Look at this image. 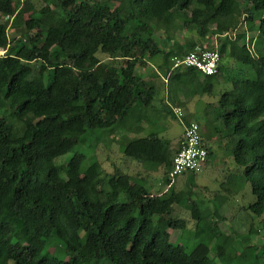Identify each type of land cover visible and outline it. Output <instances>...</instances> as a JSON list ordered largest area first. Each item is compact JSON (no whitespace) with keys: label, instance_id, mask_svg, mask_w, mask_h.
<instances>
[{"label":"trees","instance_id":"1","mask_svg":"<svg viewBox=\"0 0 264 264\" xmlns=\"http://www.w3.org/2000/svg\"><path fill=\"white\" fill-rule=\"evenodd\" d=\"M40 1L38 9L31 0H0V264H226L216 262L224 248L213 257L210 247L221 233L212 231L217 216L173 189L169 175L181 140L176 146L154 133L140 136L141 122L156 101L173 117L172 107L188 105L194 94L212 95L221 79L231 84L215 111L207 105L205 124L196 122L209 153L206 167L214 156L206 141L217 136L242 170V187L249 184L255 196L244 209L264 219V0ZM180 31L182 39H194L189 46L176 38ZM233 32L219 52L217 74L173 68L174 57L198 47L216 51L208 36ZM248 32L255 38L241 45ZM226 54L240 69L224 76ZM145 62L157 66L152 81L137 73ZM164 84L167 98L159 100ZM118 127L133 135L120 144L125 157L146 174L164 171V193L118 170L107 174L78 151L88 134L100 131L102 140ZM227 184L242 189L230 178ZM178 205L202 229L187 247L165 237L187 228L175 215ZM254 232L238 241L245 260ZM256 253L251 264H264V244Z\"/></svg>","mask_w":264,"mask_h":264},{"label":"rangeland","instance_id":"2","mask_svg":"<svg viewBox=\"0 0 264 264\" xmlns=\"http://www.w3.org/2000/svg\"><path fill=\"white\" fill-rule=\"evenodd\" d=\"M23 0H15V5H18ZM34 5L39 9L43 6L40 0H31ZM241 1V0H240ZM5 21L4 17H0V22ZM246 28L245 23L241 24L238 30H244ZM34 33V32H33ZM233 32L230 35L225 36H214L210 35L207 37V44L209 49H215L220 52L221 47L224 43L229 42L230 36L234 38ZM10 38H13L15 35L14 30H10L8 33ZM184 36L183 31L178 32L176 38L179 39L180 43H183L185 46H189L194 39H182ZM256 36V32H248L245 39L240 42L241 45L244 43L249 44L251 39H254ZM198 38H195L197 40ZM172 47V43L168 44L166 48ZM252 48V47H251ZM254 51V48H252ZM4 51L0 50V55H3ZM225 57L227 56L224 55ZM102 60H106V57L100 55ZM149 63V62H148ZM145 62L143 65H140L137 68V73L144 75L146 78L151 81L154 80L153 75H155L158 71L157 67H154L153 63L148 64ZM171 64L173 65V61L171 60ZM223 65L226 67L223 75L233 74L234 72L240 69L239 65L229 59L228 57L224 58ZM244 69V68H243ZM248 77L252 78L249 74L245 76L240 74V77ZM241 77V78H242ZM157 84H160L158 79H155ZM154 81V83H155ZM165 86V93L161 92L159 100L161 97L167 98V91ZM231 84H226L224 79L220 80V83L216 85L215 90L212 95H204L199 96L194 94L188 102L189 110L192 112V119L187 120L188 122L195 121L199 125L205 124L203 120V114L205 109L209 103L214 105L212 110L215 111L217 108L218 101L225 91L231 89ZM193 94V93H192ZM160 102H155L153 109L149 110L148 115H146V119L148 122H142L143 124L152 126V132L158 135L161 138L168 139L175 143V139L179 135V125L175 123L169 116V120L173 124H171V130L167 131L162 135V121L163 117H165L162 109L160 108ZM160 111V113L158 112ZM214 111H212L214 113ZM139 114V108L136 107L130 114V120L128 121V126L133 124L135 118ZM199 119H202L201 122H198ZM177 128V130L172 127ZM201 126V125H200ZM122 129V130H121ZM148 129L145 133L148 134ZM100 131L93 132L92 134H88L86 137L85 143L78 149L79 152H84L88 158H96L100 163L107 174H114L117 170L131 175L137 179H143L145 181L146 186L153 193L160 194L165 192L168 188L166 182L164 181L163 173L164 171H159L158 173L146 174V172L142 169L139 164L131 162V160L125 157L120 151V144L125 140V138L132 136V133H127L124 128H116L113 132V135L107 137V132L101 138L102 140H98ZM125 137V138H124ZM212 140L207 142L208 146L210 145L214 151V156L211 158L208 166L200 173H197L196 176H193L191 173H187L185 175L179 176L176 178L174 182L173 189L176 193L182 192L190 197V199L197 203L198 207L202 211V213H206L207 215H213L218 220L217 228H214L212 231L215 233L217 229L221 230L219 232L220 235L212 240L210 245L212 256H215V252L218 248H224L225 257L220 260L219 258L216 260L217 263L223 261L226 264H251L252 260H255L256 252L260 249L261 245L264 244V219H255L254 214L250 211H246V208L249 204L255 202V196L252 193L251 186L249 184L243 185V176L242 170H238L235 167L232 158V150H222L220 149V140L217 136H211ZM73 153L64 156L60 160V164H66ZM237 169V170H236ZM234 181V183H238L237 187H242L241 191L237 190L234 192V188L232 189L228 186V181ZM194 184V185H193ZM193 185V186H192ZM233 186V185H232ZM232 191V192H229ZM175 215L180 216L187 222V228L185 231H169L166 234V239L169 243L177 246V247H187L189 244H194L195 239L193 237V232H202V229L198 227L196 224V220L193 219L190 210H188L184 206H176L175 207ZM208 220L212 221V219L208 218ZM214 220V219H213ZM253 230L254 234L251 236L250 246L248 247V253L250 259L245 260L240 256V253L244 251V247L238 242L243 235H248L249 231ZM257 231V232H256ZM185 232V233H184ZM184 234L187 236L184 237ZM218 235V234H217ZM251 235V234H250ZM186 242L185 240H188ZM217 255V254H216ZM11 264V263H10Z\"/></svg>","mask_w":264,"mask_h":264},{"label":"built area","instance_id":"3","mask_svg":"<svg viewBox=\"0 0 264 264\" xmlns=\"http://www.w3.org/2000/svg\"><path fill=\"white\" fill-rule=\"evenodd\" d=\"M220 58L218 51L198 47L185 56L174 57L172 61L174 69L194 68L204 76H212L218 72ZM172 109L184 127L180 149L174 156L169 175L170 179H175L188 172H202L208 163L209 153L203 144L199 125L185 121L186 114L181 107Z\"/></svg>","mask_w":264,"mask_h":264},{"label":"crops","instance_id":"4","mask_svg":"<svg viewBox=\"0 0 264 264\" xmlns=\"http://www.w3.org/2000/svg\"><path fill=\"white\" fill-rule=\"evenodd\" d=\"M148 63V62H147ZM148 64H150V63H148ZM150 65H152V64H150ZM154 67H157L156 65H154ZM158 73V72H157ZM156 73V74H157ZM142 75V74H141ZM144 76V75H143ZM145 77V76H144ZM162 79H164L163 77H162ZM161 80V79H160ZM163 107H164V105H163ZM162 107V108H163ZM175 107V106H174ZM178 107H181L183 110H184V112H185V114H186V118H185V121H187V120H189L190 118H191V115H192V112L189 110V108H188V106L187 105H184V106H178ZM159 111V110H158ZM166 114V113H165ZM170 118L175 122V123H177L178 125H179V135H178V137H177V140L175 139V143H174V145H178V143H179V141L182 139V137H183V131H184V127H183V124L181 123V121L176 117V116H173V117H171L170 116ZM171 124H173L172 122H171V120H169V118L168 117H164L163 118V121H162V125H161V128H162V135H164V133H166L167 131H170L171 130ZM141 127L143 128V131H142V133H141V135L140 136H148V135H150V134H152L153 132H152V126L151 125H149V126H147V125H145V124H143L142 122H141ZM173 129L175 128L176 130H177V128L175 127V125H174V127H172ZM148 129H150V131H148V134L147 133H145ZM131 137H133V135L131 136ZM132 162V161H131ZM162 193H164V192H162ZM162 193H160V194H162ZM160 194H158V195H160Z\"/></svg>","mask_w":264,"mask_h":264}]
</instances>
